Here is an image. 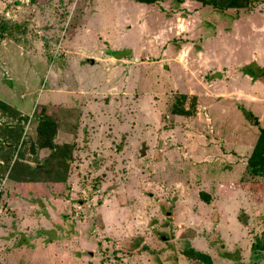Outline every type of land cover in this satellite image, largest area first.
I'll list each match as a JSON object with an SVG mask.
<instances>
[{
  "label": "rangeland",
  "instance_id": "374dc122",
  "mask_svg": "<svg viewBox=\"0 0 264 264\" xmlns=\"http://www.w3.org/2000/svg\"><path fill=\"white\" fill-rule=\"evenodd\" d=\"M1 24L0 100L29 122L0 180V264H200L187 248L264 264V176L247 171L264 129V0H0ZM48 140L74 147L60 190L42 185L60 177ZM28 165L41 184L18 189L8 179ZM15 189L37 209L46 193L71 204L18 214Z\"/></svg>",
  "mask_w": 264,
  "mask_h": 264
},
{
  "label": "trees",
  "instance_id": "16d2710c",
  "mask_svg": "<svg viewBox=\"0 0 264 264\" xmlns=\"http://www.w3.org/2000/svg\"><path fill=\"white\" fill-rule=\"evenodd\" d=\"M137 3L153 5L158 3L161 0H132ZM201 2L204 5L212 6L218 9H247L250 7V0H194ZM1 31H8V27L6 24L0 25ZM1 32V35L3 33ZM246 74L247 69L245 70ZM184 100L186 96H182ZM177 110V109H176ZM175 110V111H176ZM177 114H183L182 110H177ZM189 114V113H185ZM4 116H8L16 123H11L10 125L0 124V180L8 174L9 170H13L14 164H16V160L14 161V157L16 154L20 152V143L23 142V138L26 135V124L29 122V117L24 116L15 109L10 106L6 102L0 100V119ZM12 121V122H13ZM39 132L42 135H46L47 139H54L57 134L56 123L50 120L40 121L39 123ZM48 143L51 146L50 155L48 156L47 161L53 162L57 169L59 170L60 177L56 181L66 182L70 176L71 172V163L74 159V147L70 143L65 144H53L51 140H48ZM6 146V147H5ZM256 149V150H255ZM254 149V153L248 160L247 171L253 176H264V129L261 132L259 143L257 147ZM14 161L13 165L12 162ZM27 170L29 171L30 176L26 177L24 181L27 182H39L34 176L36 173V168L31 165L27 166ZM70 170V171H69ZM12 178H17L15 175ZM202 197L208 203L211 201L209 195L206 193H202ZM260 247L259 242L253 245L254 249H258ZM264 248V246H262ZM185 258L191 259L194 262H198L200 264H214L213 259L210 255L205 254L201 251H198L194 248H187L183 251Z\"/></svg>",
  "mask_w": 264,
  "mask_h": 264
},
{
  "label": "crops",
  "instance_id": "0c3cea01",
  "mask_svg": "<svg viewBox=\"0 0 264 264\" xmlns=\"http://www.w3.org/2000/svg\"><path fill=\"white\" fill-rule=\"evenodd\" d=\"M200 55L201 56H204V55H206V53L205 52H200ZM209 55L211 56V54L209 53ZM212 60L210 59V58H207V62H206V64L210 67H213L211 64H212ZM229 65H231V64H229ZM232 65H234V64H232ZM231 65V66H232ZM224 67V66H223ZM248 78V76H244V77H242L241 76V79H244V78ZM226 78V77H225ZM228 78V77H227ZM225 80H227V79H223V80H218V78L215 80V78L214 79H212L211 80V83H209V85L211 84V86H219V87H222V88H224V89H227L226 91H229V88H232V87H234V85H235V83H229L230 81H225ZM220 82V81H225V83H215V82ZM186 84H190V83H186ZM203 84H205V83H203ZM245 84V83H244ZM225 85H227V86H225ZM226 94L228 95V93L226 92ZM199 98V100H203V101H208L209 103H210V105L212 106V105H214V101H213V99L211 98V97H209V98H206V97H204V96H201V97H198ZM224 98H227V97H224ZM224 98H222V99H224ZM198 100V99H197ZM223 104H226V102L224 101V102H222ZM210 108V107H209ZM211 112V114H214V112L213 111H211L210 109H209V113ZM228 114V112L227 111H224V113H220V115H222V118H225L224 116H226ZM215 115V114H214ZM101 116V115H100ZM224 120V119H223ZM73 161H75V160H73ZM72 161V162H73ZM73 164L71 163V166H72ZM71 176H72V171L70 172V176H69V178H68V180L66 181V182H61V181H54V182H46V183H43L42 185H44V187L45 188H47V184H49V185H51V187L53 188V187H55L56 186V188L57 189H61V188H63L64 186L66 187V185H69V179L71 178ZM11 183H14L15 185H16V187L18 188V189H21V190H23V189H27V188H32V186H37V184H41V183H38V182H27V181H24V180H21V179H19V178H11V179H8ZM75 182H73L72 184H74ZM66 194V193H65ZM46 195V197L45 196H43V194L41 195V197H40V199L43 201H45V199H49V202L48 203H46V201H45V206L42 208L43 209V211H45L47 208L46 207H48L50 210L53 208L54 210H60V209H57V207H64V205H63V203H66V204H71V201H69V200H67V198H65L64 197V195H62V192L60 191V192H58L57 194H53V193H46L45 194ZM72 195V194H71ZM27 197H28V194H22V195H19V192L15 189L13 192H12V194L9 196V195H7V198L6 197H3V198H6L5 200H6V202L10 205V207L12 208V209H14V210H18L17 211V213L18 214H28V213H30V212H32V211H36V210H42V209H37V205H33L31 202H29V200L27 199ZM73 200V199H72ZM39 204H41L39 201H37ZM49 203H51V204H49ZM43 205H41L40 207H42ZM73 206V205H72ZM1 231V230H0ZM213 262H214V264H216L215 263V261L213 260ZM164 264H166V263H164ZM179 264V263H178Z\"/></svg>",
  "mask_w": 264,
  "mask_h": 264
},
{
  "label": "water",
  "instance_id": "95a60500",
  "mask_svg": "<svg viewBox=\"0 0 264 264\" xmlns=\"http://www.w3.org/2000/svg\"><path fill=\"white\" fill-rule=\"evenodd\" d=\"M243 222H244V224H246V222H247V219L245 218Z\"/></svg>",
  "mask_w": 264,
  "mask_h": 264
}]
</instances>
